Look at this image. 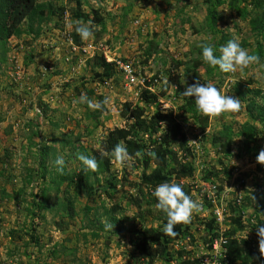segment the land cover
<instances>
[{
    "label": "rangeland",
    "instance_id": "1",
    "mask_svg": "<svg viewBox=\"0 0 264 264\" xmlns=\"http://www.w3.org/2000/svg\"><path fill=\"white\" fill-rule=\"evenodd\" d=\"M43 1L51 12L37 34L25 32L0 41V264L137 263L130 242L132 226L141 221L146 227L163 226L153 204L141 197L137 208L132 200L138 195L140 163L130 157L120 165L111 155L108 172L99 177L89 174L85 182L77 181L75 174L85 168L77 158L82 149H99L108 130L124 126L123 102L142 105L146 114L153 110L137 101L148 80L159 108L170 112L185 136L186 151L171 147L180 162L186 160L193 167L192 175L180 184L203 205L202 211L193 213L190 236L169 245L172 259L155 258L150 264H180L183 256L202 260L210 252L209 235H223L231 228L236 240L248 232L245 248L252 257L247 264H264L255 234L256 218L264 219V165L256 161L264 147V123L250 120L257 137L248 145L251 148L243 146L240 136L231 138L225 154L212 142L222 125L236 132L247 120V101L260 103L264 70L252 65L244 71L206 75L201 67L185 71L183 63H175L186 62L202 43L218 49L229 39L238 40L250 53L262 46L264 63V32L256 34L248 17L237 12L243 6L249 10L251 0H235L236 9L230 8V0L216 4L213 32L205 26L204 0ZM94 15L100 24L91 23ZM76 21L90 24L94 38H80L74 45L91 43L96 55L104 51L110 58L130 62L138 81L127 83L114 64L107 77L94 75L101 68L91 66L89 53L72 49L67 42ZM189 79L212 82L239 98L240 110L207 116L205 127H199L183 108L187 97L182 93L191 84ZM236 82L245 84L243 97L234 91ZM82 94L107 103L93 110L78 102ZM58 156L68 174L62 181L55 164ZM211 184L214 190H208ZM216 207L223 208L220 221L213 216ZM110 216L125 219L113 223ZM237 217L241 227L231 221ZM181 249L185 252L178 258Z\"/></svg>",
    "mask_w": 264,
    "mask_h": 264
},
{
    "label": "trees",
    "instance_id": "2",
    "mask_svg": "<svg viewBox=\"0 0 264 264\" xmlns=\"http://www.w3.org/2000/svg\"><path fill=\"white\" fill-rule=\"evenodd\" d=\"M222 1L204 0L206 8L205 26L208 32L214 31L216 19L214 8L216 4ZM263 2L264 0H251L249 10H246L244 6L237 10L242 18L245 16L248 17V24L256 34H262L264 32ZM229 5L231 9H236L235 0H230ZM50 12L51 7L43 0H0V41H4L10 36L18 37L25 32L37 34L40 23L49 16ZM93 17V19L91 18V23H95L96 25L100 24V18L96 15ZM71 39L73 43L78 44L80 37L74 31L71 33ZM257 46H260L259 43H257ZM260 47L254 53L260 57L262 63L263 54L261 53L262 50ZM147 49L145 50L146 56L150 53ZM216 54L219 55L218 51ZM88 61L92 67L101 68L100 74L94 72L96 76L107 77L113 66L112 62H106L100 54H93ZM175 63H183L185 71L195 70L201 67L206 75L214 74L219 70L218 67H210L203 61L200 46L194 49L193 54L186 62L179 60ZM262 74L264 75V71H262ZM189 82L192 84L195 81L189 79ZM150 85H152L151 80L145 81L144 86L139 91L137 101L152 105L153 110L149 114H146L142 105L123 102L120 114L124 118V121H126L124 126L113 127L108 130L100 142L99 149H94L90 152L82 149V154L96 158L99 164L98 170L91 171L81 166L82 168L75 174L77 181L84 180L86 182L89 174L99 177L103 173L108 172L111 153L117 144H123L128 150L129 157L136 159L140 163L141 173L137 184L138 195H135L132 200L137 208L140 207L141 197L146 199V203L153 204L157 211L156 219H160L159 225L161 224L163 226L156 227L150 225L146 227L142 224V221L138 227L132 226L130 230V242L133 244L136 252V264H150L155 258H161L166 262L170 261L173 257L171 251H174L170 249L171 247L169 245L171 242L185 235L190 236L188 234L189 223L175 225L174 231L177 233L175 236L164 235L163 228L166 223V214L156 208L157 200L152 195L155 187L162 182L175 181L180 184L181 179L188 178L192 175L193 167L186 160L180 162L172 152V145H175L179 149L181 148V151L187 150V147H185V136L178 123L173 120L170 112L159 108L157 95L148 90ZM244 87L245 84L236 82L233 88L237 95L243 97L245 93L243 90ZM162 93L163 91L160 92V94ZM183 108L197 122L199 127H205L207 116L197 111L193 97H187L183 100ZM245 110L247 120L240 124L236 132H232L230 126L222 125L212 138V142H216L219 151L224 152V154L228 151L233 136H240L241 142L246 149L251 148L252 146L249 147L248 145L254 144L257 140L256 125L250 120L258 118L261 119V123H264V96L260 97V103L255 102L254 99L247 101ZM149 153H155V155L152 156ZM151 163L153 166L146 172V169ZM67 177V172L63 170V175L60 174L59 181ZM180 185L187 194L188 187L183 184ZM145 189L146 191L144 192ZM254 194L257 195L256 193ZM122 219H125V217L115 219V217L110 216V220L113 223H118ZM238 219V217L231 218V221L237 224L238 227H241ZM256 223L255 227L258 225L264 226V219L260 220L256 218ZM207 226L209 227V225ZM234 230V228H231L223 232L222 235L226 238V260L228 264H247L252 257L249 249L247 250L248 247L245 248V246L249 245V242L246 239L236 240L233 238ZM215 235V233L210 234L207 240L210 241ZM184 252L182 249L178 250L176 252L177 257L179 258ZM199 261L200 259L198 258L189 259L183 256L180 264H197Z\"/></svg>",
    "mask_w": 264,
    "mask_h": 264
},
{
    "label": "clouds",
    "instance_id": "3",
    "mask_svg": "<svg viewBox=\"0 0 264 264\" xmlns=\"http://www.w3.org/2000/svg\"><path fill=\"white\" fill-rule=\"evenodd\" d=\"M74 30L83 41L94 38V30L90 24L76 21ZM200 47L202 49L203 61L210 67H218L224 73L236 72L238 69L244 71L252 65H259L264 68V63H261L260 57L243 48L241 43L235 39H229L225 44L219 46L218 49L211 43H202ZM217 51L219 55L216 54ZM166 83H169L168 80ZM226 93L218 89L212 82L201 84L197 80L187 86L182 95L193 97L197 111L205 116L215 118L225 113L238 112L241 108L240 99ZM78 102L87 103L93 110H101L104 104L107 103V100L93 102L87 98L86 94H82ZM149 154L155 155V153ZM111 155L120 165H124L130 158L128 150L123 144H117L112 150ZM77 158L88 170H98L99 164L94 156L78 154ZM256 161L264 165V147L258 152ZM55 164L57 165V171L63 175L65 164L63 157L58 156ZM152 195L157 200L156 208L166 214L163 233L167 236H175L177 234L174 231L175 225L190 223L193 213L202 211V202L193 200L185 193L182 186L175 181L160 183L155 187ZM105 227L112 229V224H106ZM247 233L244 239H247ZM256 234L258 236L260 255L264 257V226L258 225L256 227Z\"/></svg>",
    "mask_w": 264,
    "mask_h": 264
},
{
    "label": "built area",
    "instance_id": "4",
    "mask_svg": "<svg viewBox=\"0 0 264 264\" xmlns=\"http://www.w3.org/2000/svg\"><path fill=\"white\" fill-rule=\"evenodd\" d=\"M67 42L72 49L81 48L89 53L90 56L95 54L93 50L95 46L91 43L82 44L81 46L74 45L71 39V36L67 35ZM102 57L106 62H113V64L119 69V72L123 76L124 80L127 83H135L137 80V76L135 75V70L132 67L131 63L128 61L113 59L105 54L104 51L100 52ZM149 88V87H148ZM214 190L215 186L211 184L208 190ZM210 192V191H209ZM223 208L216 207L214 209V219L216 221L221 220V213ZM226 238L219 234L218 236H214L208 242L210 247V252L207 256H205L202 260H200L197 264H228L226 260V247H225Z\"/></svg>",
    "mask_w": 264,
    "mask_h": 264
}]
</instances>
